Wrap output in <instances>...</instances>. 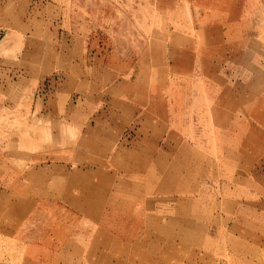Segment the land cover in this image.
Wrapping results in <instances>:
<instances>
[{"label":"rangeland","instance_id":"obj_1","mask_svg":"<svg viewBox=\"0 0 264 264\" xmlns=\"http://www.w3.org/2000/svg\"><path fill=\"white\" fill-rule=\"evenodd\" d=\"M0 264H264V0H0Z\"/></svg>","mask_w":264,"mask_h":264}]
</instances>
